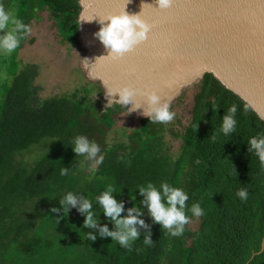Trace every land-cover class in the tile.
<instances>
[{
	"label": "trees",
	"instance_id": "1",
	"mask_svg": "<svg viewBox=\"0 0 264 264\" xmlns=\"http://www.w3.org/2000/svg\"><path fill=\"white\" fill-rule=\"evenodd\" d=\"M0 5L14 8L27 24L48 9L63 40L79 41L80 0H0ZM25 40L10 56H0V264H264V166L248 143L264 132V118L250 103L207 72L191 123L175 134L183 142L175 160L166 125L148 117L127 140L109 143L115 119L126 109L115 104L101 109L91 86L40 97L35 67L19 59ZM232 104L239 106L236 131L213 142ZM80 135L98 144L97 157L104 156L95 174L89 171L92 161L74 151L72 142ZM38 146L47 148L32 163L19 158ZM62 168L69 170L67 176L60 174ZM161 181L183 188L189 207L201 204L205 215L197 230L187 225L183 236L171 237L149 219L137 225L140 235L131 250L101 235L103 226L117 230L95 201L109 184L123 203L124 217L131 208L148 206L139 186ZM241 188L248 191L247 201L236 195ZM68 192L93 202L95 228L85 227L87 212L79 203L65 213L61 198ZM146 236L152 246L144 245Z\"/></svg>",
	"mask_w": 264,
	"mask_h": 264
},
{
	"label": "water",
	"instance_id": "2",
	"mask_svg": "<svg viewBox=\"0 0 264 264\" xmlns=\"http://www.w3.org/2000/svg\"><path fill=\"white\" fill-rule=\"evenodd\" d=\"M126 0H80L79 41L85 48L90 74L111 79L114 85L131 83L140 89L155 88L171 100L184 86L213 72L228 88L242 96L264 118V0H174L164 12L156 0H131L129 14H139L153 25L148 41L138 45L119 61L106 56L108 50L96 36L101 24L80 21L106 17L123 11ZM84 60V61H85ZM174 63L184 69L171 75ZM101 79H95L100 80ZM107 91V90H106ZM143 117L146 98L137 96ZM114 98L108 96V106ZM129 109L133 106L128 105ZM264 245V242H263Z\"/></svg>",
	"mask_w": 264,
	"mask_h": 264
},
{
	"label": "clouds",
	"instance_id": "3",
	"mask_svg": "<svg viewBox=\"0 0 264 264\" xmlns=\"http://www.w3.org/2000/svg\"><path fill=\"white\" fill-rule=\"evenodd\" d=\"M131 0H126L123 11L108 14L106 17L99 16L89 17L86 13H81L80 21H93L97 17L98 22L102 25L96 36L104 44L108 50V54L99 58H110L112 61L123 59L128 53L134 51L136 47L149 39V34L152 31L153 25L149 23L141 13L146 5L153 7L151 4L143 3L142 11L139 14H129L126 11V5ZM158 8L161 12L170 9L174 0H156ZM38 11V9H36ZM33 28L21 19L14 8H6L0 5V56L8 57L15 52L21 45V42L31 36ZM98 58L94 64L88 61H83L90 69L98 63ZM184 69L179 63H174L171 75L174 77L183 72ZM90 79H101L98 76L90 74ZM103 88L107 89V96L114 98V104L120 105L127 111L136 110L142 104L137 103V96L146 98V107L143 115L148 117L151 123L168 124L172 122L176 116L174 111L170 110L171 98L164 99L160 92L155 89H140L131 83L114 85L111 79H101ZM132 105L131 109L127 108ZM251 105L246 104L245 109ZM213 108H218L216 103L212 104ZM238 105L232 104L227 113L223 116L221 125L217 132L211 137L213 142H216L219 136L229 137L237 128L238 121L236 114ZM249 151L258 158L261 166H264V132L249 138ZM73 148L77 156H82L86 161H92L89 166V171L95 174L98 171V166L104 161V156L97 154L100 152V147L94 141H90L86 136L80 135L74 138L72 142ZM110 147V145H109ZM177 158V154L173 155V159ZM83 167V165H80ZM60 174L67 176L69 170L62 168ZM140 192L145 196L144 203L149 207L152 217L156 222L162 224V228L167 230L171 237H181L184 235L186 226L191 223V219L200 218L205 215L204 209L200 203H194L191 207L188 206V193L181 187H174L167 181H161L157 186L153 182H148L145 185L139 186ZM114 185L109 184L105 191L95 198L103 213L110 217L117 226L116 231H110L107 226L100 228L101 235L113 237L115 242H118L124 249L131 250L132 245L140 233L137 225H144L143 219L139 218V209L131 208L128 210V215L121 217V212L124 211L122 202H118L112 195ZM236 195L242 200L247 201L248 191L244 188L237 190ZM79 203L80 211L87 212V217L84 221L85 227L95 228L97 226L96 212L93 209V202L77 194L68 192L62 196L61 204L64 206L67 214L69 206H76ZM56 211V209H53ZM187 213H191L189 216ZM91 239H95V235L87 234ZM144 245L152 246L153 241L150 236H146L143 240Z\"/></svg>",
	"mask_w": 264,
	"mask_h": 264
},
{
	"label": "rangeland",
	"instance_id": "4",
	"mask_svg": "<svg viewBox=\"0 0 264 264\" xmlns=\"http://www.w3.org/2000/svg\"><path fill=\"white\" fill-rule=\"evenodd\" d=\"M36 15L30 22L33 33L26 38L18 55L23 66L35 67L34 84L38 87L39 96L50 98L67 95L91 86L94 87L91 94L94 100L100 99L98 106L105 109L108 104L107 89L103 88L100 80L90 79L89 71L83 63L87 51L81 42L70 44L64 41L48 9L39 10ZM1 74L2 72L0 77ZM201 85L202 79H197L184 86L181 92L171 100L170 110L174 111L176 116L172 122L165 124V137L173 154H178L181 150L183 142L175 134L184 131L191 123L194 116L195 97L200 92ZM139 110L141 111L142 107ZM139 112L126 110L118 114L108 135L109 143L127 140L126 135L141 124L142 116ZM45 148L47 146H38L19 158L26 163H32ZM144 210L139 209L141 218L145 222L154 221L149 207L147 206ZM199 225V219H191L188 226L192 230H197Z\"/></svg>",
	"mask_w": 264,
	"mask_h": 264
}]
</instances>
